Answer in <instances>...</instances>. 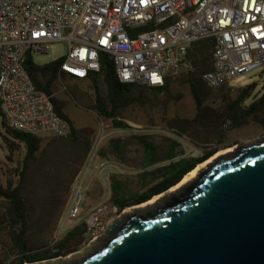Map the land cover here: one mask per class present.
I'll return each instance as SVG.
<instances>
[{
	"label": "built area",
	"instance_id": "1",
	"mask_svg": "<svg viewBox=\"0 0 264 264\" xmlns=\"http://www.w3.org/2000/svg\"><path fill=\"white\" fill-rule=\"evenodd\" d=\"M203 40L212 46L206 70L188 58L190 47ZM58 42L67 45L58 78L98 74L106 53L123 84L163 87L191 74L219 89L264 64V0H0V109L7 129L38 137L71 134L54 95L37 89L25 68L28 54L49 55ZM108 122L101 121L87 170L71 185L61 228L85 224L90 243L102 240L108 223L119 217L110 179L125 172L100 155ZM231 126L226 120L224 128ZM88 168L105 188L99 202L86 197Z\"/></svg>",
	"mask_w": 264,
	"mask_h": 264
},
{
	"label": "rangeland",
	"instance_id": "2",
	"mask_svg": "<svg viewBox=\"0 0 264 264\" xmlns=\"http://www.w3.org/2000/svg\"><path fill=\"white\" fill-rule=\"evenodd\" d=\"M66 49V43H54L51 46L49 55H35L34 62L43 65L55 61L63 57ZM253 83L257 84V88L244 105L249 104L264 89V64L233 80L228 87L211 89L205 84L199 83L202 109L201 117L195 120L197 109L190 94L189 84L183 81L182 77L176 78L170 86V95L173 99L161 97L163 102L165 100L166 106L160 105L152 108L135 104L121 109L119 117L129 126L126 129L114 128L112 121L108 122V128H106L108 136L100 150V155L110 158L122 166L125 172L122 179L125 181L129 192H135L140 189L142 182L144 149L133 136H147L161 151H167L171 141L178 140L180 146L177 153L181 157L199 156L216 146L221 149L220 151L229 148H233L234 151L235 146L256 142L264 137L263 122L249 119L248 124L229 129L224 128L228 102L237 98L241 89ZM97 87L102 96L107 95V86L101 76L97 79ZM51 90L54 97L63 103L65 116H69L77 132L82 134L92 146L99 133L101 121L105 120L94 109L96 90L92 80H60L56 81ZM259 118L263 119L264 113ZM44 136H42L44 139L39 152V160L42 166L26 176L25 186L22 190L26 200L32 204L31 215L33 217L38 216V220L33 223L34 229L28 236V242L31 246L38 247L41 250L53 247L60 236H65L61 228H63V218L66 216L71 202V185L79 170H81L83 152H86V150H83L84 142H70L66 138ZM8 140L9 136L0 121V186L2 187H6L9 181L16 184L19 179L18 170H20V165H17V159L16 161L12 160L10 148L7 144ZM231 141L235 142L234 146L226 148L225 146L230 144ZM115 143L119 144L122 154L114 150L113 144ZM165 164L153 165L148 170L155 172ZM86 170L87 160L78 177L82 176ZM87 176L86 197H92L96 193V189L92 188L95 187V182L99 181L100 185L97 192L100 193L99 198L102 199L105 193L102 181L89 168ZM150 178L152 179V176ZM1 207L2 201L0 199V209ZM126 209L119 212V216ZM40 213H42L41 217ZM6 234L7 230L3 231V237H0V261L2 264H8L17 258L15 252L11 250V243L5 237ZM48 234L52 235V240H48V244H46V242H43V237ZM107 236L105 234L102 240L90 243L89 236L86 234L80 235L71 244L76 251L61 257L62 259L72 257L65 260V262L81 260L100 247Z\"/></svg>",
	"mask_w": 264,
	"mask_h": 264
},
{
	"label": "water",
	"instance_id": "3",
	"mask_svg": "<svg viewBox=\"0 0 264 264\" xmlns=\"http://www.w3.org/2000/svg\"><path fill=\"white\" fill-rule=\"evenodd\" d=\"M179 182L149 199L161 195L156 205L122 212L103 244L70 264H264V137L168 194Z\"/></svg>",
	"mask_w": 264,
	"mask_h": 264
},
{
	"label": "trees",
	"instance_id": "4",
	"mask_svg": "<svg viewBox=\"0 0 264 264\" xmlns=\"http://www.w3.org/2000/svg\"><path fill=\"white\" fill-rule=\"evenodd\" d=\"M202 42H196L192 45V49L188 54L189 60L202 68V70L211 67L212 46L204 43L205 46L200 48ZM63 61V57L56 59L44 65H37L31 54H28L25 61V68L30 75L35 87L52 95L51 88L58 78V70ZM101 71L98 74L90 76L92 84L96 90L94 109L101 118L110 119L113 127L117 129H126L129 126L120 119V110L132 105L158 107L166 106L162 96L173 99L170 95L171 83L174 79H170L163 87H148L139 84H123L121 83L114 69V63L109 54L102 53L100 55ZM101 76L107 86V95L102 96L97 87V79ZM182 80L189 84L190 94L196 104L195 120L201 117L202 99L199 95V83L201 79L198 75H183ZM257 88V84L253 83L241 89L237 98L228 102L226 107L225 119L230 120L232 128L244 124H248L249 119L264 123V118L259 116L264 113V89L259 92L249 104L244 105L252 92ZM57 113L68 120L63 113V103L55 97L52 98ZM0 121L4 126L2 113L0 109ZM11 136L23 143L26 148V155L22 168L18 170V182L15 184L9 181L6 187L0 186V199L2 207L0 209V237L2 232L7 230L5 237L11 243V250L15 252L17 258L8 264H25L47 259L66 256L76 249L71 246L72 242L80 235L85 234L86 225L82 224L70 230L59 242L53 247L46 250H33L24 240L27 232L26 211L28 209L26 199L22 193V185L25 171L28 169V162L35 158L41 144V137L33 136L26 133L16 132L8 129ZM74 140H83L89 143L83 136L76 133L72 128L70 134ZM137 139L144 149V160L142 173V182L140 189L135 192H129L123 176L113 175L110 179L111 201L121 212L126 208L150 199L154 195L166 191L169 187L175 185L184 176L191 172L198 164H201L216 154L221 149L217 146L213 149L203 152L199 156H179L177 149L180 146L178 140H172L167 151H161L159 147L151 142L147 136H133ZM114 150L122 154L119 144H113ZM233 146V145H232ZM11 147V145L9 146ZM231 147V146H230ZM121 156V155H120ZM157 171H149L148 168L163 164ZM158 174H155V173ZM152 176V179L150 178ZM0 264L2 262L0 261Z\"/></svg>",
	"mask_w": 264,
	"mask_h": 264
},
{
	"label": "crops",
	"instance_id": "5",
	"mask_svg": "<svg viewBox=\"0 0 264 264\" xmlns=\"http://www.w3.org/2000/svg\"><path fill=\"white\" fill-rule=\"evenodd\" d=\"M200 42H202L200 45H198V46H200V48H202V47H204L205 46V44L204 43H210L208 40H203V41H200ZM192 49V46L190 47V50ZM190 50H189V53H190ZM31 54V56L33 57V60H34V56L35 55H38V54H32V53H30ZM41 55V54H40ZM37 64V63H36ZM45 64H47V63H45ZM37 65H41V64H37ZM44 65V64H43ZM62 81H64V80H66V79H75V78H73V77H70V76H68V75H65V74H63L62 75V77L61 78H57V80L56 81H60V80ZM88 79H90V77L88 78ZM76 80V79H75ZM78 80V79H77ZM85 80V79H84ZM83 81V80H82ZM54 85H55V83H54ZM54 95V94H53ZM65 113V112H64ZM67 115V114H66ZM68 116V115H67ZM68 118V120H69V122L71 123V126H72V128H74L75 129V131H76V133L77 134H79V135H81V136H83L82 134H80V133H78L77 132V130H76V127L74 126V124H73V122L71 121V119L69 118V116L67 117ZM3 126V125H2ZM3 128L6 130V133L8 134V136H9V140H8V142H7V144L10 146L11 145V147H9L10 148V155H12V160H14V161H16V159L18 160V163H17V165L19 164L20 166V168H22V165H23V162H24V158H25V155H26V148H25V145L23 144V143H20L19 141H17V140H15L12 136H11V134L8 132V129H7V127H6V125H4L3 126ZM45 137V136H44ZM47 137V136H46ZM84 137V136H83ZM61 138H66L67 139V141H72V142H74V141H80V142H84V148H83V150H86V152H87V154H86V152L84 153L83 152V163H82V165H81V170H79V172H82V168L85 166V163H86V160H87V155H88V151H89V149H90V142L89 143H86L85 141H83V140H74L72 137H70V135L69 136H66V137H61ZM85 138V137H84ZM41 139H42V141H43V137H41ZM86 139V138H85ZM87 140V139H86ZM42 141H41V144H42ZM16 143V144H15ZM41 144H40V146H41ZM234 144H235V142L234 141H231L230 142V144H228V145H226L225 147L226 148H228V147H230V146H234ZM40 148H39V150H38V152L36 153V155H35V158L33 159V160H30L27 164H28V169L25 171V176H24V180H23V185H22V190H23V188H24V186H25V179H26V176H28L33 170H37V168H40L41 166H42V163H41V161L39 160V155H40ZM39 153V154H38ZM132 170V169H131ZM78 172V175L80 174ZM120 176H122V175H120ZM96 184H95V187L94 188H92V189H96L95 191H96V193H94V195H92V197H88L89 198V200H93V201H95V202H99L98 200L100 199L101 200V197L99 198V192H97V190L99 189V181L98 182H95ZM98 183V184H97ZM92 189H91V191H92ZM90 191V192H91ZM92 194V193H91ZM26 199V198H25ZM26 203H27V206H28V209H27V211H26V219H27V232H26V234H25V236H24V240H25V242L27 243V245L31 248V249H33V250H41V249H38V247H34V246H31L30 244H29V242H28V236L32 233V230L34 229V225H33V223L34 222H36L37 220H38V216H32L31 215V210H32V204H31V202H28L27 200H26ZM41 215H42V213H40V217H41ZM65 218V217H64ZM64 218H63V220H64ZM61 221H62V219H61ZM60 221V222H61ZM70 231V230H69ZM69 231H66V232H64L65 233V235L69 232ZM35 235H37V233H35ZM38 236V235H37ZM51 236L52 235H45V237H43V242H46V244H48V240L49 241H51L52 240V238H51ZM64 237V235H62V236H60L59 238H58V242L62 239Z\"/></svg>",
	"mask_w": 264,
	"mask_h": 264
},
{
	"label": "bare ground",
	"instance_id": "6",
	"mask_svg": "<svg viewBox=\"0 0 264 264\" xmlns=\"http://www.w3.org/2000/svg\"><path fill=\"white\" fill-rule=\"evenodd\" d=\"M232 151H233V148H229V149H226V150L219 151L212 158L206 160L205 162H203L201 164H198L191 172H189L186 176H184V178L176 186L172 187L169 191H167V193L168 194L175 193V191L177 189H179L182 185H184L187 182H190V181L196 179L197 178V174L201 170H203L206 166H208L210 163H212L215 160H217L220 156L225 155V154H227L229 152H232ZM160 197H161V195L155 196L153 199H151V200H149V201H147L145 203H142L141 205H137L135 207L128 208L124 212L127 214V213H131L132 210H144V209H147V208H149L151 206L156 205L158 200L160 199ZM70 258H72V257H68V258H65V259L58 260V261H49L48 263H45V264H57L59 262H60V264H67V263L70 264L72 262H65V260L70 259Z\"/></svg>",
	"mask_w": 264,
	"mask_h": 264
},
{
	"label": "flooded vegetation",
	"instance_id": "7",
	"mask_svg": "<svg viewBox=\"0 0 264 264\" xmlns=\"http://www.w3.org/2000/svg\"><path fill=\"white\" fill-rule=\"evenodd\" d=\"M147 200H149V199H147ZM147 200L140 201L139 203H135V204H134V205H132V206H135V205L141 204V203H143V202H145V201H147ZM130 207H131V206H130Z\"/></svg>",
	"mask_w": 264,
	"mask_h": 264
}]
</instances>
